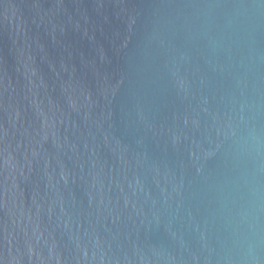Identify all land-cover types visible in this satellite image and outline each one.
<instances>
[{
	"label": "water",
	"instance_id": "obj_1",
	"mask_svg": "<svg viewBox=\"0 0 264 264\" xmlns=\"http://www.w3.org/2000/svg\"><path fill=\"white\" fill-rule=\"evenodd\" d=\"M0 258L264 264V0H0Z\"/></svg>",
	"mask_w": 264,
	"mask_h": 264
}]
</instances>
